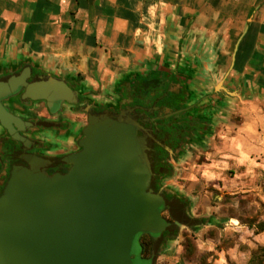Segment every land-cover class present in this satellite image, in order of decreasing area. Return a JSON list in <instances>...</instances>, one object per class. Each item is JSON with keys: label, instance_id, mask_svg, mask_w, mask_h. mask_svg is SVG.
<instances>
[{"label": "crops", "instance_id": "crops-1", "mask_svg": "<svg viewBox=\"0 0 264 264\" xmlns=\"http://www.w3.org/2000/svg\"><path fill=\"white\" fill-rule=\"evenodd\" d=\"M24 65L96 100L150 72L182 78L210 127L202 159L173 162L190 222L157 264H264V0H0V73Z\"/></svg>", "mask_w": 264, "mask_h": 264}, {"label": "water", "instance_id": "water-1", "mask_svg": "<svg viewBox=\"0 0 264 264\" xmlns=\"http://www.w3.org/2000/svg\"><path fill=\"white\" fill-rule=\"evenodd\" d=\"M14 80L21 81L11 78L0 87ZM45 83L61 84L60 101L72 102L63 80ZM0 112L9 129L4 118L12 115L1 105ZM82 135L80 149L62 159L71 166L65 174L48 175L43 168L49 161L36 156L27 157L34 168L27 158L28 167H13L0 195V264H134V244L144 235L152 246L143 260L153 264L164 232L179 225L162 216L168 204L150 188V134L139 136L127 112H88Z\"/></svg>", "mask_w": 264, "mask_h": 264}, {"label": "flooded vegetation", "instance_id": "flooded-vegetation-1", "mask_svg": "<svg viewBox=\"0 0 264 264\" xmlns=\"http://www.w3.org/2000/svg\"><path fill=\"white\" fill-rule=\"evenodd\" d=\"M26 66L0 73V84L7 83L11 78L21 79L18 84L17 81H13L12 87L4 85L0 87V105L19 119L14 120L6 115L7 119L4 121L9 129L0 123V195L13 167H28L26 161L28 156L49 161L43 168L48 175L67 173L71 166L62 159L80 149L78 142L83 137L82 131L87 125L88 112L92 114L107 112L116 117L125 111L135 121L139 136L150 134V138L147 137L152 171L150 188L160 193L168 204V208L162 211V216L170 223H174L175 220L184 224L190 222L179 199L167 188L159 187L163 178H169L168 168L172 169V163L177 161L188 139L196 137L200 133L199 128L203 127L202 132H209L210 121L197 118L196 112L200 110L197 108L195 111L196 107H192L196 98L190 94L187 87L184 91L183 89L176 91L172 84L173 86L168 87L166 92H161V89L144 91L148 86V78L144 81L134 78L127 87L120 88L104 99L96 100L91 93L82 88L77 79L65 78L63 81L74 93L72 102L60 101L58 98L64 92L62 85L47 87L50 96L48 102L45 99H32L28 94L34 96L38 92H45L46 88L38 84L43 85L48 78L54 77L34 66H29V69ZM14 133L25 142L13 138L11 134ZM27 160L29 165L33 161L29 158ZM175 230L176 227L171 226L165 231L160 244H163L164 238ZM141 238L139 245L142 257Z\"/></svg>", "mask_w": 264, "mask_h": 264}, {"label": "trees", "instance_id": "trees-1", "mask_svg": "<svg viewBox=\"0 0 264 264\" xmlns=\"http://www.w3.org/2000/svg\"><path fill=\"white\" fill-rule=\"evenodd\" d=\"M172 84H174L175 90L179 91L181 89H183V91L185 90V84L186 82L180 78L177 75H169L167 73L161 72V71H154V72H150L149 73V77H148V86H146L144 88V91H150V90H155L157 91L158 89H161V92H166V89L170 86H173ZM163 89V90H162ZM202 128H199V131H202ZM199 133V132H198ZM196 137H194L195 139ZM197 139V138H196ZM168 177L171 176L172 174V169L168 168ZM166 235V234H165ZM142 237H148L150 239V237L148 235H144ZM150 242L151 239H150ZM142 255H144L147 252V245H145L142 241ZM184 246H186L187 248H190L191 252L194 251V242L192 241V239H188V238H184L183 241ZM151 252V250H150ZM256 256L257 257H264V250L263 249H258L256 251ZM147 259V258H144Z\"/></svg>", "mask_w": 264, "mask_h": 264}, {"label": "rangeland", "instance_id": "rangeland-1", "mask_svg": "<svg viewBox=\"0 0 264 264\" xmlns=\"http://www.w3.org/2000/svg\"><path fill=\"white\" fill-rule=\"evenodd\" d=\"M194 143H199L198 138L197 139L196 138L195 139L194 138L188 139L187 144H186V147H185V150H187V152H189L187 154H189L192 157V159H196V158L197 159L198 158L202 159L203 156L200 155V154H198V152L195 150L196 146H194L195 145ZM190 145H192V147ZM179 157H181V156H179ZM174 172H175V167H174V165L172 163V174H171L170 177H172L174 175ZM169 178H163L161 180V184L159 185V187L161 189L167 188L169 190V188H171V185L169 183H167V181H168ZM175 189H177V188H175ZM171 194L172 195H175V193H173V192H171ZM164 216L166 217L167 216V213H165ZM180 229L182 230L184 228L183 227H180ZM184 230L182 232V235L184 236V238L191 239V237H189V234L190 233H188L187 231H184ZM141 241L145 245H147V252L144 255H142V257L148 259L149 256H150V250H151L152 242H150V239L148 237H142L141 238ZM161 246H162V244L159 245L158 253H157V255H156L155 259H154L153 264H157V257L161 253V249H162ZM133 254H134V264H149V262H147L146 260H143L142 257H141V248H140V245H139L138 241L134 244Z\"/></svg>", "mask_w": 264, "mask_h": 264}, {"label": "bare ground", "instance_id": "bare-ground-1", "mask_svg": "<svg viewBox=\"0 0 264 264\" xmlns=\"http://www.w3.org/2000/svg\"><path fill=\"white\" fill-rule=\"evenodd\" d=\"M15 81V80H14ZM13 82V81H12ZM38 85H40V86H42V87H44V88H46V91L45 92H42V93H39L38 92V94H36V95H34V96H38V95H42V96H46L47 98H48V102L50 101V96L48 95V93H49V91H47L48 89H47V87L48 86H50V85H54V84H52V83H45V84H38ZM55 85H61V84H55ZM41 87V88H42ZM63 90H64V92L62 93V95H65V92H66V89L63 87ZM48 92V93H47ZM61 95V96H62ZM60 96V97H61ZM60 97H58L59 99H60ZM1 113V112H0ZM8 116H10V115H8ZM7 117V116H6ZM4 118V120H6L7 118ZM10 118H12V119H14L12 116H10ZM14 120H17V119H14ZM4 123H5V121H4ZM36 165H37V163H36V161H32V163H30V166H31V168H34V167H36ZM133 262H134V260H133Z\"/></svg>", "mask_w": 264, "mask_h": 264}]
</instances>
